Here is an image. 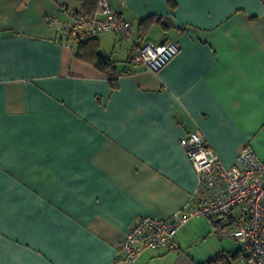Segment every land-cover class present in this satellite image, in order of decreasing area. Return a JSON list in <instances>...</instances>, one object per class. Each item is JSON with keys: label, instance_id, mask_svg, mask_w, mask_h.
I'll use <instances>...</instances> for the list:
<instances>
[{"label": "crops", "instance_id": "crops-1", "mask_svg": "<svg viewBox=\"0 0 264 264\" xmlns=\"http://www.w3.org/2000/svg\"><path fill=\"white\" fill-rule=\"evenodd\" d=\"M80 4L0 0V264L230 258L241 247L219 218L184 226L178 250L129 263L118 248L137 219L193 203L199 180L181 138L204 134L227 168L246 143L264 160V0H112L136 26L132 40L95 37L113 82L77 58L79 42L64 30ZM165 38L180 51L162 70L131 61Z\"/></svg>", "mask_w": 264, "mask_h": 264}, {"label": "built area", "instance_id": "built-area-1", "mask_svg": "<svg viewBox=\"0 0 264 264\" xmlns=\"http://www.w3.org/2000/svg\"><path fill=\"white\" fill-rule=\"evenodd\" d=\"M112 0H99L97 11L85 16L69 10L70 19L64 30L74 43L87 41L106 32H118L132 40L136 26L123 20L111 5ZM49 25L56 22L48 19ZM180 51L172 40L163 44L146 43L132 51L131 61L150 72L162 70ZM199 180L193 203L170 218L143 216L129 228L119 245L118 261L134 263L146 251L179 249L178 233L193 220L219 218L229 225V235L241 247L243 258L234 264H264V160L250 143L240 149L236 163L225 167L219 155L200 132L181 138Z\"/></svg>", "mask_w": 264, "mask_h": 264}, {"label": "trees", "instance_id": "trees-1", "mask_svg": "<svg viewBox=\"0 0 264 264\" xmlns=\"http://www.w3.org/2000/svg\"><path fill=\"white\" fill-rule=\"evenodd\" d=\"M80 3L79 12L85 16H92L98 9L99 0H80ZM153 21V18L150 17L141 22L139 26L140 38L145 39L153 24ZM76 56L78 59L85 61L100 70L112 82L115 80L116 67L109 58L105 57L100 52L99 43L96 38L87 41H80ZM224 257H226L227 262L223 263L222 260L223 264H234L232 263L233 261L236 262L243 258V253L241 249H238L236 252L230 254V258L226 255H218L209 261L208 264H218L217 262L221 261L220 259H223Z\"/></svg>", "mask_w": 264, "mask_h": 264}, {"label": "rangeland", "instance_id": "rangeland-1", "mask_svg": "<svg viewBox=\"0 0 264 264\" xmlns=\"http://www.w3.org/2000/svg\"><path fill=\"white\" fill-rule=\"evenodd\" d=\"M151 39H153V38H151ZM125 42H127V41H125ZM224 229H225V228H224ZM228 229L230 230V228H227V230H228ZM227 230H226V231H227ZM232 240L234 241V243L236 244V246H239V244L237 243V241H236L235 239H232Z\"/></svg>", "mask_w": 264, "mask_h": 264}, {"label": "water", "instance_id": "water-1", "mask_svg": "<svg viewBox=\"0 0 264 264\" xmlns=\"http://www.w3.org/2000/svg\"><path fill=\"white\" fill-rule=\"evenodd\" d=\"M167 40H168V38H165L164 40H162V41L160 42V44L165 43ZM219 221H222V219H219Z\"/></svg>", "mask_w": 264, "mask_h": 264}]
</instances>
